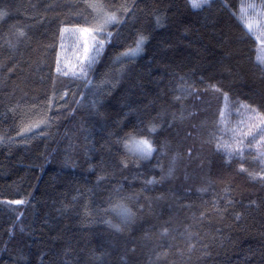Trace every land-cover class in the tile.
I'll use <instances>...</instances> for the list:
<instances>
[{"label":"trees","instance_id":"trees-1","mask_svg":"<svg viewBox=\"0 0 264 264\" xmlns=\"http://www.w3.org/2000/svg\"><path fill=\"white\" fill-rule=\"evenodd\" d=\"M242 2L0 0V264H264V147L227 122L264 125ZM105 12L86 77L59 70L63 30Z\"/></svg>","mask_w":264,"mask_h":264},{"label":"rangeland","instance_id":"rangeland-1","mask_svg":"<svg viewBox=\"0 0 264 264\" xmlns=\"http://www.w3.org/2000/svg\"><path fill=\"white\" fill-rule=\"evenodd\" d=\"M209 1L210 0H207L208 3ZM205 5H207V3H205L204 6ZM113 15L115 19L108 18ZM239 19L242 20L246 30L257 40V61L264 68V63H262V61H264V0H243L240 6ZM97 20L98 21L94 25L87 27V32H81V28L63 30L60 43L59 70L64 73L69 72L70 74L76 75L79 74V68L82 65L87 66L88 60L84 58L86 55L88 57L94 56L95 62L100 59V56L107 47L106 45L112 41L113 32L110 31L112 24L120 22L121 17L117 12H105L102 13L101 18H97ZM109 33L111 34L110 36L108 35ZM100 41H103L102 47L100 46ZM85 42L88 48L87 53L84 52ZM97 48H99L98 55L95 51ZM94 63L91 64V67ZM91 67H87L86 70ZM245 114L244 112V114H240V116L243 117ZM222 116H225V109H223ZM235 120H239V118L234 116L233 119L227 120L229 126L231 125L234 127V125H236V128L230 131L233 136L242 137L247 135L249 141H251L254 146L257 147L261 145L264 147V125H262L256 115H246L240 123H235ZM251 133L252 135H250ZM130 153L140 157L142 159L141 161L150 160L153 154V152H151V155L143 157L135 151H130Z\"/></svg>","mask_w":264,"mask_h":264},{"label":"snow or ice","instance_id":"snow-or-ice-1","mask_svg":"<svg viewBox=\"0 0 264 264\" xmlns=\"http://www.w3.org/2000/svg\"><path fill=\"white\" fill-rule=\"evenodd\" d=\"M189 3L193 8H201L204 6L205 3H207V0H189ZM108 18L109 19H115L114 15L110 16ZM80 31L81 32H87L88 29L87 28H81ZM21 35H23L22 32H21ZM108 35L110 36L111 34L109 33ZM146 39H147V37H145L143 35L138 36L136 41H135V47L126 49L125 53H123L121 55L126 56L129 59L133 58L142 49V45ZM102 45H103V41H100V46L102 47ZM95 51L98 55L99 54V48H97ZM84 52L85 53L88 52L86 42H85V46H84ZM84 58L86 60H88V64H87V66L82 65L79 68V74L81 76L86 77V75H87L86 68L91 67V64L95 62V57L94 56L88 57L86 55ZM262 63H264V61H262ZM155 127H156L155 125H151L150 130L155 131ZM124 144H125V147L129 148L130 151L138 152L143 157H147V156L151 155V152L153 151V145L151 144V142L147 138H145L143 136H140L139 138H137L136 136L130 134L129 139L125 140ZM149 182H151V181H149ZM110 208L113 212L116 213L117 216L121 217V219L124 221H126L130 215V210L120 201H116L115 203L111 204ZM106 222L111 224L110 220H108ZM112 226L116 227L117 230L120 229L119 224L112 225Z\"/></svg>","mask_w":264,"mask_h":264}]
</instances>
